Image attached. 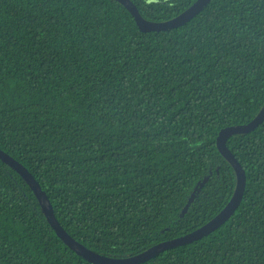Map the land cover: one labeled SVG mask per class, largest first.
<instances>
[{
    "label": "trees",
    "instance_id": "16d2710c",
    "mask_svg": "<svg viewBox=\"0 0 264 264\" xmlns=\"http://www.w3.org/2000/svg\"><path fill=\"white\" fill-rule=\"evenodd\" d=\"M132 1L164 21L195 0ZM263 106L264 0H211L151 32L117 0H0V148L100 254H139L222 211L237 174L217 135ZM227 145L247 177L237 210L141 264H264V122ZM0 264H94L1 159Z\"/></svg>",
    "mask_w": 264,
    "mask_h": 264
},
{
    "label": "water",
    "instance_id": "95a60500",
    "mask_svg": "<svg viewBox=\"0 0 264 264\" xmlns=\"http://www.w3.org/2000/svg\"><path fill=\"white\" fill-rule=\"evenodd\" d=\"M117 1L123 4L131 12L141 31L151 32L169 30L187 23L193 17L199 14L211 0H195L183 12L171 19L164 21H154L145 18L132 0ZM263 122L264 106L261 111L249 122L226 126L222 128L217 135V147L219 151L232 164L237 174V184L234 195L222 211H220L207 223L191 232L161 241L139 254L122 258H114L100 254L74 238L62 226L56 217L54 207L49 196L42 188L40 182L35 178L33 173L18 159L4 151L2 148H0V159L14 168L26 180V182L36 194L45 216L47 217L53 229L56 231L57 235L78 255L94 264H141L147 260H150L166 249L190 243L210 234L211 232L218 229L234 214L243 199L246 189L247 177L243 165L228 147L227 140L231 135L253 131ZM192 199L193 198L191 197V200Z\"/></svg>",
    "mask_w": 264,
    "mask_h": 264
}]
</instances>
